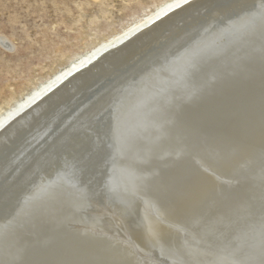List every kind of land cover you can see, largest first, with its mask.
<instances>
[{
  "label": "bare ground",
  "instance_id": "obj_1",
  "mask_svg": "<svg viewBox=\"0 0 264 264\" xmlns=\"http://www.w3.org/2000/svg\"><path fill=\"white\" fill-rule=\"evenodd\" d=\"M148 15L1 115L0 264H264V0Z\"/></svg>",
  "mask_w": 264,
  "mask_h": 264
},
{
  "label": "rangeland",
  "instance_id": "obj_2",
  "mask_svg": "<svg viewBox=\"0 0 264 264\" xmlns=\"http://www.w3.org/2000/svg\"><path fill=\"white\" fill-rule=\"evenodd\" d=\"M170 1L0 0V117L70 62Z\"/></svg>",
  "mask_w": 264,
  "mask_h": 264
},
{
  "label": "water",
  "instance_id": "obj_3",
  "mask_svg": "<svg viewBox=\"0 0 264 264\" xmlns=\"http://www.w3.org/2000/svg\"><path fill=\"white\" fill-rule=\"evenodd\" d=\"M117 137L119 140V136ZM113 202H115V199L113 200ZM261 224L262 225H258L259 227H257L256 229L252 230L253 229L252 228L250 230L252 231V233L250 234V236L247 237L249 238L248 243H244L240 245L238 248L234 250V252L240 253L241 250L242 251L244 250V252L248 251L251 253L253 258L263 257L262 260L264 262V225H263L264 223Z\"/></svg>",
  "mask_w": 264,
  "mask_h": 264
}]
</instances>
